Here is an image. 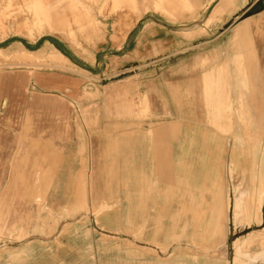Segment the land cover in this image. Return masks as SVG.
Listing matches in <instances>:
<instances>
[{
  "label": "crops",
  "instance_id": "obj_1",
  "mask_svg": "<svg viewBox=\"0 0 264 264\" xmlns=\"http://www.w3.org/2000/svg\"><path fill=\"white\" fill-rule=\"evenodd\" d=\"M232 3L223 17L214 15L222 0L206 8V20L226 21L216 31L207 27L212 37L204 43L232 30L221 47L231 56L235 36L256 25L261 35L248 49L251 57L242 61L234 56L222 63L212 59L202 73L190 74L172 68L160 74L155 68L161 62L153 61L145 79L139 74L130 79L134 94L128 81L113 94L92 97L78 91V79L66 85L40 80L42 86L70 89L34 98V114L50 125L59 159L42 189L27 185L38 179L37 163L28 172L26 155H0V264H184L181 250L188 231L200 237L191 239L197 254L214 257L230 242L234 254L235 242L258 226L249 212L252 205L257 209L251 195L260 194L264 182V129L262 133L260 122L259 138L252 143L251 126L240 115L242 97L233 90L226 94L227 109L219 119L213 120L203 101L217 98L205 93L208 83H219V67H246L250 74L253 67L264 66V0ZM151 15L155 19L156 13ZM234 18L242 19L230 24ZM148 35L149 45L152 35L155 42L154 32ZM166 45L164 41L165 50ZM169 45L174 49L172 41ZM211 46L212 53L220 49ZM189 83L197 94L188 93ZM144 85L151 116L140 123L124 104L138 98ZM25 102L26 94H0V115L25 114ZM256 110L264 114V104L255 105ZM10 145V140H0V146ZM240 191L245 194L241 202ZM30 194L41 196L40 202L28 201ZM235 225L242 229L236 241ZM197 242L212 246L200 250Z\"/></svg>",
  "mask_w": 264,
  "mask_h": 264
},
{
  "label": "rangeland",
  "instance_id": "obj_2",
  "mask_svg": "<svg viewBox=\"0 0 264 264\" xmlns=\"http://www.w3.org/2000/svg\"><path fill=\"white\" fill-rule=\"evenodd\" d=\"M217 1L0 0V94H26V102L21 105L26 107L25 114L7 115L6 111L4 115H0V140H10L11 144L8 147L0 146V155L11 154L16 157L19 154L26 155V166H30L27 167L28 172H33L32 167L35 162L38 176V179L27 181V185L42 189L46 186L49 168L55 165L59 156L49 133L50 125L47 126L45 121L42 122L34 114V98L37 94H68L70 89L65 87L60 90L42 86L40 80L50 83L60 80L66 85L73 79H78L80 81L78 91L82 94H92L93 97L96 94H113L123 81H128L129 85H132L130 79L136 74L145 79L148 71L153 69V61L161 62L155 68L160 74L164 69L171 68L176 74L186 72L190 74V71L195 73V70L202 73L207 69L204 66L212 59L216 62L220 60L219 63H222L233 56L236 57V61L239 59L242 61L243 57H251L248 49L261 35L256 25L253 31L251 28L245 29L240 36H235V50L231 52L233 53L231 56H228V52L226 53L221 47L233 35L232 30L221 35L213 43H204L212 37L210 33L207 34L206 28L213 27L216 31L217 27L222 26L226 21L225 18L219 17L205 19L206 8ZM232 1L222 0L214 15L226 16V12L231 10ZM70 4L81 10V25L76 23L72 16L70 26L50 29L48 23L38 17L37 11L41 8L49 9L52 15H57L64 9L72 13ZM153 12L156 13L155 19L151 15ZM241 19L234 18L229 23L235 22L237 25ZM153 22L156 24L154 25ZM25 25H28L29 29ZM150 32L151 34L154 32L155 42H152V35L151 43L148 45ZM164 41L167 43L165 46L167 50L164 49ZM171 41L174 49L169 45ZM214 43L220 49L212 53L210 49ZM49 44L58 49L66 60L47 57L52 55ZM26 50H39V52L28 54ZM254 58L256 59V56ZM246 70V67L237 65L229 70L219 67V83H208L209 89L205 93L217 94L215 95L217 98L209 97L203 102L204 104L206 102V106L211 110L209 112H213V120H216L221 117L222 111L227 109L226 94H232V90L233 94H240L242 97L240 115L244 116L245 120H248L245 123L251 126L253 143L259 138L260 122L262 133L264 129L263 111L261 110L259 115L257 110L256 113L253 112L255 105L258 107L264 104L262 97L264 66L253 67L250 74ZM239 78H244L245 81L238 82ZM190 85L189 83L187 86L188 93L197 94L198 88L190 89ZM132 87L134 94V84ZM138 94V98L127 100L124 106L132 107L131 116L135 121L146 123V119L151 116L149 101L143 95L146 94V85ZM207 117L210 118V115ZM212 124L222 131L219 123ZM12 160L15 161L16 158ZM2 182L0 179V186ZM40 197L38 194L25 196L28 201L34 199L36 202ZM243 197L244 195L240 197V202ZM251 202H256L258 205L256 210L251 209L249 219L251 222L255 219L258 226L251 227L249 230L251 234L238 241H236L240 235L238 230L242 229L237 228V225L231 228L234 231L232 236L236 241L234 254L230 242L229 248L226 246L214 257L207 256L210 253L199 255L192 249L194 243L191 239L194 238L196 241V238L198 240L200 237L196 234L192 237L190 236L192 232L188 231L183 241L186 244L181 250L183 251L181 261H184V264H264V241L259 243L257 240V237L264 233V208H260L264 202V188L260 190V194L257 193L255 199L252 200L251 197ZM245 214L248 215V212L246 211ZM195 244H198L200 250L212 246L210 243Z\"/></svg>",
  "mask_w": 264,
  "mask_h": 264
},
{
  "label": "bare ground",
  "instance_id": "obj_3",
  "mask_svg": "<svg viewBox=\"0 0 264 264\" xmlns=\"http://www.w3.org/2000/svg\"><path fill=\"white\" fill-rule=\"evenodd\" d=\"M69 8H71V11L72 13H68L67 12V9H64L62 10L60 13H58L57 15H52L50 12H49V9H43L41 8L40 11H37L38 13V17L41 19V20H45L48 25H49V28L50 29H58L60 27H65V26H70V23H71V18L72 16L74 17V21L78 24L81 25L82 21H81V18H82V12L80 9L76 8L74 6V4H70L69 5ZM88 11V10H86ZM75 13V14H74ZM77 13H79L77 15ZM69 15V16H68ZM27 29H29V26L28 25H25ZM21 32V31H20ZM50 45V50L52 52V55L51 56H47V57H53V58H59V59H63V60H66V57L58 50L56 49L52 44H49ZM41 49V48H40ZM26 52L28 54H37V52H39V50H36V51H29V50H26ZM37 56V55H36ZM260 148V147H259ZM261 152V151H260ZM260 154V153H259ZM259 158V157H258ZM257 158V159H258ZM259 161V160H258ZM263 162V161H262ZM255 164V163H254ZM258 166V165H257ZM264 166V164H263ZM262 168V167H261ZM257 169V167H256ZM262 170V169H261ZM257 172V171H256ZM258 174V173H257ZM254 180V179H253ZM247 184V183H246ZM256 184V183H255ZM247 186V185H246ZM256 186V185H255ZM259 188V187H258ZM264 188V182H262L261 184V187L259 188L260 190ZM247 189V188H246ZM259 190V191H260ZM247 192V191H246ZM240 195L243 196L245 195L244 194V191H241L240 192ZM252 197V200L255 199V196L251 195ZM247 203V202H246ZM253 204V203H252ZM250 206V205H249ZM253 206V205H252ZM251 206V209H253ZM251 213V210L250 212ZM257 240L259 243L263 242L264 241V233L261 234V236L257 237ZM264 252V251H263ZM208 262V261H207ZM196 264V263H195ZM205 264V263H204Z\"/></svg>",
  "mask_w": 264,
  "mask_h": 264
}]
</instances>
